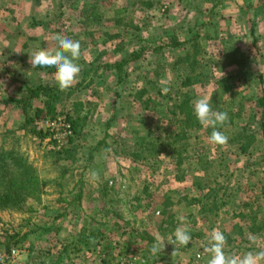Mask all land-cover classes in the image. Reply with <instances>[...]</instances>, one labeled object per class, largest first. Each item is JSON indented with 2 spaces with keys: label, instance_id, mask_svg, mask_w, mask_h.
Masks as SVG:
<instances>
[{
  "label": "rangeland",
  "instance_id": "rangeland-1",
  "mask_svg": "<svg viewBox=\"0 0 264 264\" xmlns=\"http://www.w3.org/2000/svg\"><path fill=\"white\" fill-rule=\"evenodd\" d=\"M94 1L0 0V99L23 96L26 87L57 85L54 74L38 71L31 66V56L36 50L57 46V42L53 40L55 35L79 41L81 58L77 63L79 61L85 63L96 57L101 50L108 47L114 49L112 43L108 42L106 34H115L124 29L114 21V13L119 6H128L126 16H131L133 24L140 27L141 37L157 42L166 27L181 23V16L180 18L177 16L190 4V0H160V5L147 10L131 0L99 1L98 6L104 15L103 22L99 26L84 27L79 23L81 9L84 4ZM234 2L238 3L240 0L223 1L222 7L218 10L221 15L214 17L218 28L214 30L211 27L206 33L210 39L206 40L203 37L202 41L205 50L203 56L213 63L209 64V69L214 73L216 80L238 72L239 66L231 63L234 57H230L232 54L230 50L239 48L241 52L247 51L250 42L248 29L242 23L240 12ZM243 2L246 4L247 0ZM186 21H183L184 26L187 25ZM44 22L45 26L42 25ZM254 23L255 30L260 35L259 46L264 53V14L256 16ZM125 31L127 35L132 34L129 29L128 31L124 29L123 32ZM87 33L94 35L90 37ZM173 54L165 51L162 59L146 60L131 71L124 85H117L112 75H101L99 72L91 75V80L75 92L64 93L61 97L62 102L57 105V118L64 119L67 113L77 112L85 117L80 135L75 137L73 160L58 161L47 153L39 140L18 130L23 121L20 105H10L6 108L0 106V142L5 146H12L11 138L15 139L18 136L15 146L28 157V161L35 168L40 178L42 193L41 201L28 200L18 212H0V256L8 264L30 263L39 254L46 252H50L51 259H54L58 253L62 254L64 246L69 244L77 246L78 252H63L65 259L62 264H96L99 260L104 264H119L117 253L125 257L124 264H207L210 255L204 248L209 242L211 230L209 231L207 226L211 223L214 224L213 229H219L225 236L238 234L233 228L234 225L244 228L240 239L226 245L225 252L228 254L242 255L247 251L264 249V156L260 151L262 144L256 135L257 125L249 120L250 102L233 103L235 106L232 109L236 116L233 125L218 129L228 137L227 145L210 144L208 132H212L213 129L209 127L206 132H197L196 139L190 141L192 149L186 155L187 158L194 160L197 153L205 154L209 160L214 161L213 165H222L221 168L214 169L213 176L217 178L216 181L223 184V187L228 188V194L234 196L231 200L233 208L228 215H224L222 209L218 212L217 219H214L212 214H206L204 219H201L196 205L189 206L186 200H180L182 197L195 195L196 188L190 178L183 183H177L169 176L167 172L169 167L167 163L165 164L172 161L169 153L160 156L159 160L163 163L155 164L161 166L159 170L154 171L155 174L151 173L153 170L150 171L143 165L132 164L122 154L124 148L128 150L133 145L127 138L131 136L135 125L140 122L161 128L166 125L167 115L162 110L163 107H158L155 111L144 110L135 92L148 80L158 81V84L175 83L176 71L167 65L172 62ZM80 66L82 68L83 64ZM245 82L235 79V86L229 85L231 87L229 93L222 95V100L226 104H232L231 100L241 95L257 96L256 84L247 87ZM219 86L220 84L217 85ZM205 95H210L208 89H202L197 94L198 98ZM146 98L145 95L142 99ZM44 101V98L34 100L32 107L43 108ZM224 102L221 107H225ZM113 114L116 118L111 128L106 131L107 121ZM47 121L48 118L39 121L40 126L47 127ZM247 126L249 131L254 132L255 141L250 153L242 155L237 149L238 145L231 143L230 138L242 127ZM37 129L40 128L37 126ZM7 130L15 132L16 135L7 136L8 139L4 140ZM102 140L106 143L101 145L99 142ZM47 141L48 138L45 139L46 143ZM64 144L65 141L56 147ZM95 146H98L97 152L88 163L87 153ZM115 150L118 152L115 153ZM91 170L99 171L98 181L90 180ZM196 173L202 176L201 173ZM60 176H63L61 180L58 179ZM106 179L109 183L116 182L119 186V190L113 192L116 194L113 196L116 201L111 204L106 198L101 200L96 193V188ZM79 181L83 186V194L80 201H77L73 200V192L76 191L71 190H77L78 186L75 188L72 186ZM146 184L160 187L157 193L156 188L152 187L154 188L150 192L152 196L147 197L142 192ZM165 193L167 195L171 193L173 196L174 225L183 226L180 218L186 217L189 230L202 233L201 237L190 240L189 244L192 245L190 247H180L173 243L172 238H175L174 232L177 227L173 230L170 227V231L167 227L161 226L160 217L153 215V211L157 212L162 207V197ZM137 197L139 201L141 200L140 203L135 202ZM220 197L221 195L218 199ZM242 202L249 205L246 210L241 207ZM145 205L148 206L147 209ZM240 212L246 216L242 221L233 216ZM253 212H258L254 221L250 219ZM191 220L195 221L197 227L189 223ZM198 225H203L204 231H200L202 227ZM251 226L253 229L249 231ZM259 228L262 230L259 231ZM8 234L27 236L24 240L20 238L11 240ZM250 235L256 237L255 242L249 239ZM84 237L87 240L81 241ZM157 237H163L166 244L162 253L153 257L150 255V249L145 253L143 248L149 245L148 238L154 239L150 244L152 246ZM233 239L235 238L232 235L231 240ZM16 241L21 247L14 248L18 250H11Z\"/></svg>",
  "mask_w": 264,
  "mask_h": 264
},
{
  "label": "trees",
  "instance_id": "trees-1",
  "mask_svg": "<svg viewBox=\"0 0 264 264\" xmlns=\"http://www.w3.org/2000/svg\"><path fill=\"white\" fill-rule=\"evenodd\" d=\"M15 1V0H10ZM99 1L110 0H95L93 3H87L83 5L81 9L82 15L79 17V23L84 27L99 26L103 22L104 15L101 12ZM121 0H116V2ZM134 4H139L140 7L147 10L152 9L154 6L160 5V0H131ZM183 1V0H180ZM225 0H190V4L178 14L177 18H182L181 23L176 26L166 27L161 33L159 40L152 41L140 36V27L134 25L131 16H126L128 13V6L118 7L114 13V21L116 25H122L124 29H128L132 34L127 35V32H123L121 29L115 34H106L108 42L112 43L113 50L110 47L98 52L97 56L90 58L85 63L79 61L78 64H83L80 73L79 80L64 92L59 91L58 85L54 87L36 86L26 87L23 91L25 95L17 98H4L0 99V106L3 108L9 107L10 105H20L22 112L23 121L20 124L18 130L24 131L31 138L39 140L40 144L45 147L47 153H50L58 161L73 160V154L75 153L76 144L74 143L75 137L80 135L81 127L85 122V117L80 116V113L66 114L64 119L65 123L68 124V129L71 135L65 139V144L56 147V141L53 140L52 135L48 129L40 128L38 125L43 119L48 118V121H54L58 116L57 105L62 102L61 98L66 92H75L81 86L91 80V75L101 72V75H112L116 84L121 86L124 85L127 79L130 77L131 71L135 67L139 66L148 59H162L165 56V51L173 52L174 57L172 62H169L168 68L176 71V82L173 84H158V81H146L142 86L135 92L136 97L141 101L144 110L155 111L158 107H163V111L166 113V125L161 128L152 124H146L140 122L135 125V128L130 133L131 136L127 138L133 145L131 149L126 150L124 148L123 155L125 159H129L132 164L143 165L148 170H153L151 173L155 174V170L161 168L156 163L162 162L160 156L164 153H169L172 161L167 163L169 169L167 172L173 181L177 183H183L186 179H191L193 186L196 188V194L193 196H185L180 200L184 199L187 201V205H196L198 207V215L201 219H204V215L212 214L214 219H217L218 212L224 209V215H228L233 204L231 200L234 196L227 193V187H223V184L216 181L213 175H215L214 169L221 168V164L213 165L214 161L209 160L208 156L203 154H196V158L191 160L187 158V154L190 149V141L195 140L197 132H206L209 127H204L197 121L194 112L193 104L199 99L197 94L202 89H208L211 96L212 107L216 111L227 112L229 116L228 122L219 126L228 127L233 125L234 111L232 107L234 104H242L243 102H250V116L249 120L251 123L257 125L256 135L259 137V141L262 144L261 154L264 156V53L263 49L259 46L260 35L255 30V17L260 13L264 14V0H247L244 4L243 0L235 3V7L240 12L239 15L242 23L247 27L250 37V42L247 46V51L241 52L239 48H231L230 57H234L231 61L233 64L239 66L238 72L234 75L223 77L222 79L216 80L214 73L209 69L210 60L203 56L205 53L204 47L202 46L203 37L209 40V36L206 33L211 29L218 28V23L214 17L221 15L218 11ZM233 2V1H232ZM263 11V12H262ZM167 13V10H165ZM222 19V18H221ZM186 21L187 25L184 26L183 21ZM42 25H46L45 22ZM83 27V28H84ZM249 27V28H248ZM214 29V30H215ZM86 30V29H84ZM92 37L94 33L88 34ZM106 43V42H104ZM155 43V44H154ZM110 49V50H109ZM238 53V54H237ZM105 58V59H103ZM151 65V63H149ZM38 71H46L47 73L54 74L55 68H40L35 67ZM235 79L238 81H246L247 87L254 86L258 90V95L247 97L241 95L231 100L232 104H226L222 98V95L229 93L230 86H235ZM253 79H255L253 81ZM220 84L219 87L217 85ZM232 84V85H231ZM230 85V86H229ZM167 87L169 89L167 94L162 92V89ZM146 95V99H142ZM44 98V107H32V101ZM159 101V102H156ZM225 107H221L222 102ZM242 107V105H241ZM130 110V109H129ZM240 116V114H239ZM238 117V116H237ZM116 116L113 114L110 120L107 121L108 131ZM161 124V123H160ZM159 124V125H160ZM37 126L41 129H37ZM247 127H242L235 134H231V143H235L240 154L248 155L251 148L254 146L255 136ZM211 128V127H210ZM156 131V133H155ZM4 140H7V136L15 134L10 130H7ZM160 133V134H159ZM211 132H208L210 135ZM16 135V134H15ZM107 137V134H105ZM50 138L49 142L46 143L45 139ZM18 136L13 141L12 146H5L3 142H0V212H18L22 209L23 204L30 200L33 202L41 201V182L37 175L35 168L28 161V157L20 152L15 146L18 142ZM105 139V138H104ZM3 140V141H4ZM106 143L105 140L99 142V144ZM98 146L89 149L87 153L88 163L92 160L94 154L97 152ZM189 149V150H188ZM115 153L118 151L115 150ZM264 160V158H263ZM88 165V164H87ZM187 165L188 167H185ZM86 169V167H85ZM196 172L201 173L202 176ZM63 176L58 179L61 180ZM77 182L73 188L77 187V190L73 192V200L80 201L83 194L82 183ZM80 184V185H79ZM166 185V184H165ZM150 185H144L142 192L151 197L150 192L154 189ZM156 188V193L158 191ZM164 186H161L163 188ZM119 186L116 182H111L106 179L102 184L96 188V193L99 195L101 200H108L109 203L116 201L113 196L117 192ZM152 188V189H151ZM172 191V190H171ZM114 192V193H113ZM171 195V196H169ZM221 195L220 199L218 197ZM109 197L111 198L109 200ZM189 198V199H187ZM162 204L160 210L153 211V215L162 219L161 226L167 227L171 231L177 227L174 225V207L172 194H163ZM135 202L139 201V197L135 198ZM105 203V202H104ZM179 203V200L178 202ZM241 203V202H240ZM106 205V203L104 204ZM147 205H145L146 207ZM249 205L246 202H242L241 207L246 210ZM148 206L146 207V209ZM258 212H253L250 219L253 221L256 219ZM61 216V215H60ZM233 216L242 221L246 216L240 212L239 214H233ZM197 227L195 221L189 222ZM200 231H204L203 225ZM171 227V229H170ZM208 230L214 228V224L211 223L207 226ZM234 230L238 234H232L235 239L231 240L232 235L228 234L227 245L235 240L240 239L243 232L242 226L234 225ZM253 229V226L249 228V231ZM261 231L262 228H259ZM161 230V229H160ZM199 230V228H198ZM162 231V230H161ZM93 234V232H92ZM102 235L101 233H98ZM191 239L199 238L202 236L201 232H193L190 230ZM9 235V234H8ZM26 234H12L9 235L11 240L20 238L24 240ZM87 238H82L81 241H86ZM175 238H172L173 243ZM154 241L153 238H148L149 245H145L143 248L144 252L147 253L150 249V244ZM19 242H14L11 250L19 246ZM176 244V243H175ZM180 246V245H179ZM191 244L180 247H190ZM31 248H29L30 250ZM69 251L78 252L77 246L69 244L64 246L63 252ZM30 252V251H29ZM58 253L54 259H51L50 252H46L42 255L39 254L36 259L32 262H13L10 264H62L65 259V254ZM101 255V254H100Z\"/></svg>",
  "mask_w": 264,
  "mask_h": 264
},
{
  "label": "clouds",
  "instance_id": "clouds-1",
  "mask_svg": "<svg viewBox=\"0 0 264 264\" xmlns=\"http://www.w3.org/2000/svg\"><path fill=\"white\" fill-rule=\"evenodd\" d=\"M57 42L56 47L38 49L31 56V66L40 68H55V81L61 92L74 85L80 73L81 66L77 61L81 58V46L79 41H74L61 35L53 36ZM169 89L164 87L162 92L167 94ZM194 115L200 125L211 127L213 130L208 137V142L213 145L225 146L228 137L218 130L219 126L225 125L229 116L227 112L216 111L212 107L210 95L197 99L193 104ZM90 180L95 182L100 179L97 170H91ZM183 226L177 227L174 232V242L180 246H186L191 240L190 230L187 227V218L181 217ZM255 242L256 237L249 236ZM165 242L163 237H157L156 242L150 248V255L157 257L162 253ZM227 238L219 229H213L209 233V242L204 251L210 255L207 264H264V249L259 251H247L242 255L228 254L225 252Z\"/></svg>",
  "mask_w": 264,
  "mask_h": 264
},
{
  "label": "built area",
  "instance_id": "built-area-1",
  "mask_svg": "<svg viewBox=\"0 0 264 264\" xmlns=\"http://www.w3.org/2000/svg\"><path fill=\"white\" fill-rule=\"evenodd\" d=\"M47 123H48L47 127L40 126V128L48 129L50 132L54 133L50 138L56 141V145L61 144L62 142L65 141L67 136L71 135V133L67 131L69 126L68 124L65 123V119L57 118L54 121H47ZM50 138H48L47 142H49ZM121 255L122 254L117 253V258L119 259L118 263L124 264L125 257ZM0 264H8V262L3 257L0 256ZM96 264H104V263L103 261L99 260Z\"/></svg>",
  "mask_w": 264,
  "mask_h": 264
}]
</instances>
